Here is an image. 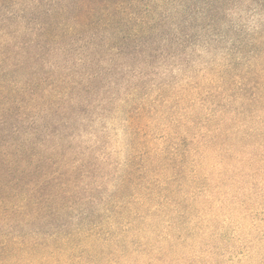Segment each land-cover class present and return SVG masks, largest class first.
<instances>
[{"label":"rangeland","instance_id":"rangeland-1","mask_svg":"<svg viewBox=\"0 0 264 264\" xmlns=\"http://www.w3.org/2000/svg\"><path fill=\"white\" fill-rule=\"evenodd\" d=\"M17 2L0 0V115L7 110L10 128L0 183L10 186L8 209L31 211L11 212L28 226L0 224V241H52L122 213L141 253L120 264H149L150 248L163 264H264V162L250 159L264 161L262 127L234 121L248 135L226 137L238 156L198 146L208 120L215 127L255 99L264 105V0H213L208 20L192 8L193 27L184 0ZM149 21L161 37H149ZM154 159L177 169L150 172ZM54 173H69V201L41 198L62 189L47 183ZM171 199L181 209L166 216ZM50 204L70 208L51 221ZM182 221L184 233H173Z\"/></svg>","mask_w":264,"mask_h":264},{"label":"trees","instance_id":"trees-1","mask_svg":"<svg viewBox=\"0 0 264 264\" xmlns=\"http://www.w3.org/2000/svg\"><path fill=\"white\" fill-rule=\"evenodd\" d=\"M11 1V0H9ZM19 0H13V2L16 5H19L17 2ZM81 3H79V9L82 7L80 5H84L83 0H80ZM150 2H156L162 0H149ZM195 2V7H191V5H188V1L184 0L185 4L183 5V8L186 9V17L183 18V23L186 24L190 23V18H194L192 16L193 12L192 8L195 10H198V12L194 13L196 15L200 14L199 17H205L204 20H208L209 16L212 13H215L219 10V8H216V11L213 10L212 2L213 0H191ZM217 3L220 0H216ZM24 6V5H20ZM26 6V5H25ZM94 4H92L91 11L89 13H86L83 15L82 13H79L81 17H78L76 19V22L79 24L83 21H86L90 18V13L94 12L95 8L93 9ZM149 10L154 11V7L149 5ZM214 11V12H213ZM189 12V13H188ZM26 17L27 13L24 11ZM196 21H194V24ZM190 27H193L194 25L190 23ZM162 36V33L160 31V28H158V24H151L149 21V37L153 38H159ZM153 45V44H152ZM154 51H158L155 47L152 49ZM21 53L20 52V59H21ZM28 54V53H26ZM38 64H43L41 60ZM37 64V63H36ZM30 70H33V66L28 67ZM37 71L39 68H44V66L36 67ZM41 70V69H40ZM39 70V71H40ZM34 73V72H33ZM5 91V89H4ZM10 98L14 97L12 94H10ZM261 99H255L252 101V104H250V107L246 110H243L242 113H240L238 116H232L229 117V121H223L221 124H217L215 127L210 126V123L216 124V121L208 120L207 126H205L208 140L205 142H201L198 144V146L207 149V151H225L228 155H239V151L232 147L231 144L227 143V138L230 134L236 135L243 138L247 137L244 135L243 131L240 130V127H232V124L234 121H240L244 120L246 122H249L252 119H255L258 125H260L262 128V132H264V105L263 102L260 101ZM258 114V115H257ZM262 114V116H259ZM0 136L5 132L6 130H10L9 127H6L8 124V118H7V110H4L3 113L0 115ZM243 123V122H241ZM243 125V124H242ZM5 127L3 129V127ZM228 126V127H227ZM245 126V125H243ZM256 126V125H255ZM191 128L188 129L190 131ZM205 132V131H204ZM198 135L205 134V133H196ZM264 134V133H263ZM226 138V140L222 143V146L219 143V139ZM4 145V144H3ZM1 145V146H3ZM258 149H263L264 152V145H260ZM1 148V147H0ZM4 154V153H1ZM264 158V156H262ZM3 158V157H2ZM250 158V157H249ZM253 162H255L258 166L261 164L260 162L264 161H257L250 158ZM246 158H242V160H250ZM263 160V159H262ZM157 159H154L150 166L149 171L155 172V168L160 165V167H163L166 170H169L171 172H175L177 169V165L175 161H171L167 166L164 165L163 161L160 162ZM2 164L4 161L1 162ZM221 163L225 164L226 159H222ZM252 163V162H251ZM179 172L183 173L184 170L187 168V166L180 162V167L178 166ZM161 169V168H159ZM56 174L49 182H53L54 184H58L62 187V189L59 192L54 191L55 186H50L47 189H50V191L43 192L41 194V198L43 199H50L52 201H56L59 199H64L66 201H69L74 193L70 190V187L68 186L67 181L70 179L69 173H54ZM175 182L167 183V187L169 190L166 189L167 193H169L170 196L166 197L167 200H170L172 195L177 196L174 193V188L172 185H174ZM28 184V183H27ZM186 188H189L190 185L185 183L184 185ZM10 188L8 185H1L0 183V224L7 223L9 221L16 223L19 222L20 225L23 227L28 226L26 220L18 218L15 219L11 217V212H18L22 216H27L28 213H30L31 210H29V205H27V210L24 209L25 205L22 202H19L18 205H12L11 208L8 209V206L12 204V201H8L7 197H5L4 194H7V189ZM12 188V187H11ZM191 188V187H190ZM13 189L12 194L14 196L15 189ZM28 195H31V191L28 192ZM27 196V195H26ZM151 196V194L149 195ZM13 198V197H12ZM25 198V197H24ZM172 205L168 206L169 208L166 209L165 215H169L170 209L178 210L181 209V204L176 202L174 199L172 200ZM43 207L36 206L32 213L38 211L39 209H42ZM47 211L50 213L48 219L50 217H56L57 214L63 213L65 208H70V206L66 207H59L54 208L52 204L50 206H47ZM73 208V207H72ZM25 210V212H22ZM3 211V213H2ZM23 213V214H22ZM122 213H119L115 218L111 221L105 220L100 225H96V227L91 226L88 228L85 227L82 232L78 235H72L68 237H58L56 239H53L52 241H47L43 239H39L38 237H35L36 239L30 240L26 237H22V235H17L16 237H6L1 234L2 241H0V264H39L40 262L42 264H120L121 259L126 257H133L135 255H139L141 252H138V241L136 239V231L134 227L122 225L121 217ZM59 219H62L59 215ZM110 218V217H109ZM118 219V220H117ZM51 220V219H50ZM52 221V220H51ZM183 223L177 225L173 229V233H184L186 230V227L184 226L186 221H182ZM130 248V249H129ZM147 249V248H146ZM130 250V251H129ZM143 253L145 255L149 256V264H163L162 261L153 255L152 248L148 250H145ZM126 260V259H124Z\"/></svg>","mask_w":264,"mask_h":264}]
</instances>
